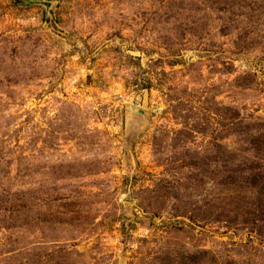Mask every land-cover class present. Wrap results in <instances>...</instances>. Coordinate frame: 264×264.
Wrapping results in <instances>:
<instances>
[{
	"label": "rangeland",
	"instance_id": "obj_1",
	"mask_svg": "<svg viewBox=\"0 0 264 264\" xmlns=\"http://www.w3.org/2000/svg\"><path fill=\"white\" fill-rule=\"evenodd\" d=\"M0 264H264V0H0Z\"/></svg>",
	"mask_w": 264,
	"mask_h": 264
}]
</instances>
